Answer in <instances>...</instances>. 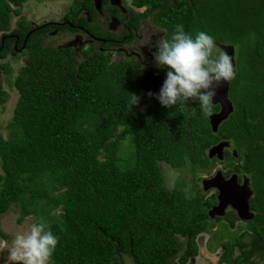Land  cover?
I'll return each mask as SVG.
<instances>
[{"label": "trees", "instance_id": "trees-1", "mask_svg": "<svg viewBox=\"0 0 264 264\" xmlns=\"http://www.w3.org/2000/svg\"><path fill=\"white\" fill-rule=\"evenodd\" d=\"M27 1L0 0L2 35L24 38L25 32L10 30L11 16ZM153 8L169 37L179 24L234 47L233 112L213 133L198 101L183 110L165 108L140 91L129 63L104 55L78 62L66 50L42 47L32 33L13 80L8 63L0 64L18 92L10 138L0 134L1 239L9 240L2 216L18 207V222L43 217L59 237L50 264H129L126 258L131 264H185L198 252L195 238L208 229L206 210L215 196L187 198L180 184L168 189L159 163L188 166L195 177L215 165L209 149L226 141L237 153L225 152L227 174L245 175L253 191L256 215L248 228L256 242L234 259L230 243L222 244L221 262L256 264L249 258L254 252L264 260V0H166ZM19 25L27 27L24 20ZM13 43L5 37L0 58L10 55ZM2 84L0 76V106L8 99ZM132 94L140 98L136 105ZM218 110L213 106V113Z\"/></svg>", "mask_w": 264, "mask_h": 264}, {"label": "flooded vegetation", "instance_id": "flooded-vegetation-1", "mask_svg": "<svg viewBox=\"0 0 264 264\" xmlns=\"http://www.w3.org/2000/svg\"><path fill=\"white\" fill-rule=\"evenodd\" d=\"M33 1L35 5L32 11H34L33 15L37 17L24 18L22 16L20 8L24 6L25 2L17 10L21 17L19 21L24 20L27 27L23 28L19 25L18 21L15 28L10 29L11 31L21 30L25 32L24 38L21 41L16 34L6 33L2 35L0 33V50L4 45L5 37H13L14 39L13 51L10 52L9 56L3 59L0 58V61L8 57L14 58L20 56L22 65H24L27 58L26 42L32 33L37 32V37L42 47L66 50L68 53L73 54L78 62H82L92 56L104 55L107 59H110V62L129 63L134 71L137 72V77L139 76V89L144 94L148 93L141 90V79L146 73L155 72L166 76L157 67L153 58V53L157 51L155 43L160 36L165 34V31L154 20V14L157 9L153 7L161 6L166 0H61L63 7L60 14L55 10L56 8L47 10L48 2L45 0ZM34 18L39 21L36 22ZM29 32L30 35L24 43L25 37ZM49 39L52 40L49 41ZM19 42L20 44H18ZM2 63L6 62H1L0 64ZM151 98L156 97L151 96ZM228 149L231 153L233 152L230 146L225 149L224 159L225 152ZM209 160H216L215 164L220 163L224 167L222 170L217 171H221L225 180L229 179L232 175H236L237 183L242 185L244 179H248L245 175L239 176L237 173L227 174L230 168L224 160L221 162L215 158ZM164 164L170 167L168 164ZM160 168L162 169L161 166ZM169 169H172V167ZM212 176L201 178L200 184L198 181L194 183L191 179V196L199 193L203 199H207L214 195L215 202L206 210L208 229L200 232L195 238L198 252L185 264H197V258L202 259L207 264H226L225 262H221V256L225 251L221 246L222 244L230 243L229 246L232 247V259H234V257L240 256L242 252L252 250L254 242H256L254 239L255 232L248 228V223L256 215V212L251 210L250 204L253 191L249 199L250 212L253 214L252 219L247 221L240 220L237 217L236 211L231 206L225 209L223 216L211 217L209 211L218 203L217 190H203L202 181ZM248 182L251 188L249 179ZM179 188L181 189V187ZM183 194L187 198L191 197L190 195L186 196L184 192ZM209 231H216L212 239L207 234ZM178 238L182 241L187 239L183 236H178ZM215 245L219 246V250L215 255L210 256L209 249ZM249 258L257 262L256 264L264 261L260 259L256 252ZM173 264H179L177 259L173 260Z\"/></svg>", "mask_w": 264, "mask_h": 264}, {"label": "clouds", "instance_id": "clouds-1", "mask_svg": "<svg viewBox=\"0 0 264 264\" xmlns=\"http://www.w3.org/2000/svg\"><path fill=\"white\" fill-rule=\"evenodd\" d=\"M155 47L153 58L157 67L169 69L156 97L160 104L183 110L189 101H198L204 116L210 117L216 89L221 82L235 79L233 58L218 47L213 36L204 31L187 33L179 24L170 37L166 32L160 36ZM139 99L132 94V105L138 104ZM58 242L59 237L41 217L31 222L27 231H18L11 242L0 240V252L7 250L11 264H50Z\"/></svg>", "mask_w": 264, "mask_h": 264}, {"label": "rangeland", "instance_id": "rangeland-1", "mask_svg": "<svg viewBox=\"0 0 264 264\" xmlns=\"http://www.w3.org/2000/svg\"><path fill=\"white\" fill-rule=\"evenodd\" d=\"M46 2H48V8L47 10H52L55 9L57 10V12L60 14L61 9L63 7V2H61V0L57 1L56 0H45ZM34 5L35 2L33 0H29L27 1L24 6L22 8H20V13L22 14V16L24 18H32L34 11H32V9H34ZM43 11V10H41ZM49 12V11H48ZM14 14L12 13V17H11V28H15L16 23L20 20V16L19 14ZM53 15V13H52ZM37 17V16H35ZM34 20L37 22L39 20H37L36 18H34ZM58 39V38H57ZM52 39H49V41ZM235 59H236V53H235ZM1 62H6L8 63V65L10 66V68L12 69L11 72V80H13V78L16 76V74L18 73V71L20 70L21 66H22V59L20 58V56H16V57H8L7 59L0 61ZM236 63V60H235ZM0 76H1V80H2V86L3 89L7 92L8 94V99L7 102L3 105L0 106V134L3 136L4 139H9L10 138V131L7 127L8 123L11 121L12 119V115H13V110L15 107V104L17 102L18 99V92L17 90L13 87V85H11L9 82H6L5 76L2 74V72H0ZM128 141H125L122 143V153L123 155H125V153L128 152ZM160 166L162 167V171L165 177V181H166V186L169 189H173L177 187V184H180L181 186V190L186 194V196H191L192 195V182L191 179L194 183H197L196 181L199 182L200 184V179L201 178H208L212 175H214V173L217 170H222L224 167L220 164L217 163L215 164L213 167H210L208 169H206L205 171L201 172V173H197V175H195V177H193V175L190 173V169L188 166H184L181 169H169L170 167H168L167 165H165L164 163H160ZM2 173L1 167H0V174ZM20 217V212H19V208L18 207H13L9 212H7L6 214H4L1 218V227L4 233H6L9 236V242H11V240L14 238V235L18 232V231H27L29 224L31 222L37 221L35 219L34 216H27L24 218V220L22 222H18V218ZM47 225H49V223H46ZM216 231H209L207 234L209 237H211L214 235ZM0 240H3L0 238ZM219 250V246L215 245L212 246L211 249H209V255H215V253ZM128 261L127 263L131 264V262L129 261L128 258H126ZM0 264H11L10 261H8L7 259V250H4L2 252H0ZM197 264H207L205 263L202 259H198L197 258ZM260 264H264V261L261 262Z\"/></svg>", "mask_w": 264, "mask_h": 264}, {"label": "water", "instance_id": "water-1", "mask_svg": "<svg viewBox=\"0 0 264 264\" xmlns=\"http://www.w3.org/2000/svg\"><path fill=\"white\" fill-rule=\"evenodd\" d=\"M30 32L26 35L24 43L26 42ZM219 48L226 50L227 53L233 58L234 69L235 66V49L232 45L217 44ZM166 79V76L159 75L155 72L146 73L141 81V90L145 93L151 92L152 97H157L160 89ZM231 81L221 82V85L216 89L217 95L214 98V106L218 105L219 110L208 117L209 125L213 133H217L219 125L225 121L229 115L233 112L234 107L229 99ZM229 143L226 141H220L213 145L208 151L209 159H217L219 162L224 160V151L229 148ZM234 157H237L235 150L232 152ZM203 190L209 189L217 190L218 203L210 211L209 215L223 216L225 209L231 206L236 211L237 217L240 220L247 221L253 218V214L250 212L249 199L252 196V190L249 187L248 179H244L242 185L237 183V176L232 175L229 179H224L221 171H217L209 179L202 181Z\"/></svg>", "mask_w": 264, "mask_h": 264}]
</instances>
